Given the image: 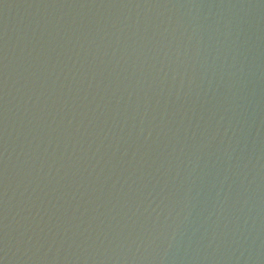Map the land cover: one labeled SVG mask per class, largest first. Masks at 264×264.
Instances as JSON below:
<instances>
[{
    "label": "water",
    "instance_id": "obj_1",
    "mask_svg": "<svg viewBox=\"0 0 264 264\" xmlns=\"http://www.w3.org/2000/svg\"><path fill=\"white\" fill-rule=\"evenodd\" d=\"M0 264H264V0H0Z\"/></svg>",
    "mask_w": 264,
    "mask_h": 264
}]
</instances>
